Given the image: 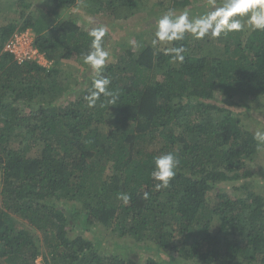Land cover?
I'll use <instances>...</instances> for the list:
<instances>
[{"label": "trees", "instance_id": "trees-1", "mask_svg": "<svg viewBox=\"0 0 264 264\" xmlns=\"http://www.w3.org/2000/svg\"><path fill=\"white\" fill-rule=\"evenodd\" d=\"M144 1L89 0L86 12L128 20ZM51 2L37 17L22 13L20 23L0 25V264H264V194L248 171L261 144L238 111L264 108V30L244 31L249 13L233 17L246 24L218 37L220 56L203 53L211 35L155 46L140 35L137 51L122 46L102 72L117 105L89 107L97 72L84 56L95 27L64 16L78 0ZM190 3L171 0L168 11L192 20ZM27 29L49 66L18 64L4 50ZM180 46L183 63L167 51ZM72 59L90 69L76 90L58 82L61 62ZM168 152L179 166L157 190L155 158ZM220 184L231 187L211 199ZM120 194L130 196L127 204ZM103 229L131 239L133 251L151 242L158 254L136 261L121 245L103 251Z\"/></svg>", "mask_w": 264, "mask_h": 264}, {"label": "rangeland", "instance_id": "rangeland-1", "mask_svg": "<svg viewBox=\"0 0 264 264\" xmlns=\"http://www.w3.org/2000/svg\"><path fill=\"white\" fill-rule=\"evenodd\" d=\"M165 1L163 4L160 3L159 0H145L144 10L135 14L128 20H122L117 22L107 23L101 16L91 17L87 12L86 8L88 7L89 0H78V7L75 9L68 11L65 13V17H69L70 15L74 17H79V23L82 26L90 28V26H94L95 28L105 26L107 28L108 37H104L106 42L107 51L109 54L113 52H120L122 50V46L125 48L133 47L135 51L138 50L137 40L141 35L142 39L145 41L147 45H156L153 43L155 39V32L158 19L168 12V8H170L169 2L171 0H162ZM192 11L195 13V16L192 20L200 19L207 17L206 11H216L223 7L221 5H213L210 0H190ZM19 0H0V25H6L10 23H20V17L22 13L30 14L34 17H37L39 10H48L53 8V3L51 0H27V4H30L29 8H24L23 6H19L17 3ZM172 6V3H171ZM202 10V11H201ZM176 15H180L179 12H175ZM251 15V13H249ZM191 17L189 16V19ZM191 20V19H190ZM241 23H244L241 21ZM246 24V23H244ZM252 25L248 23L244 27V31L250 30ZM248 33L244 36H247ZM35 36V34H34ZM218 37L211 38V41L207 46H204L203 53L210 54L212 53L215 56H220L223 54V46L220 42L217 41ZM164 42L163 44H165ZM59 69L62 71L61 79H58L59 83L62 82H70V85L74 87V89L85 87L89 75V70L80 64V62L75 59L67 60L61 62ZM93 72V71H92ZM67 95L65 96V98ZM72 98V97H71ZM64 101V99H63ZM264 104V103H263ZM256 108V107H255ZM254 111H243L238 109L241 112V118L243 123L254 133L257 130H264V108L255 109ZM243 112V113H242ZM246 112V113H245ZM245 113V114H244ZM264 167V145H261V152L258 158L249 164V170L254 172L253 182L255 183V190L258 193L264 194V171L260 170ZM235 184V183H231ZM237 184V183H236ZM231 187L230 184H220L219 190H216L211 194V199H214V196L219 194L220 190L225 189L229 190ZM213 202V200H212ZM218 226L214 224L213 232H217ZM93 234V233H92ZM102 240H98V244L103 245V251L114 250L116 246L121 245L120 249L121 254H124L127 257L128 254H131V259H135L138 261L139 258L143 256H148L150 254H158L157 249L150 246H153L151 242L149 243H138L140 247L137 250H131L132 248V240H125L124 238H120L115 234H112L108 230L101 231ZM126 241V242H124ZM123 242V245L120 244ZM162 258H165V254L162 255ZM38 264H41V260H38ZM185 264H198L191 260H185Z\"/></svg>", "mask_w": 264, "mask_h": 264}, {"label": "clouds", "instance_id": "clouds-1", "mask_svg": "<svg viewBox=\"0 0 264 264\" xmlns=\"http://www.w3.org/2000/svg\"><path fill=\"white\" fill-rule=\"evenodd\" d=\"M249 23L255 30H264V0H229L226 7L220 8L209 16L190 20L188 13L176 15L173 10H169L162 15L158 21L155 32L156 43L181 41L186 33L192 34L197 39H202L207 35L219 37L222 34L227 35L231 31L240 30L241 23L233 17L246 15ZM33 32V31H32ZM34 33V32H33ZM107 34L105 26L94 28L89 35L92 37L89 52L84 56V62L97 72V78L93 81V90L86 97L89 107H94L99 102L100 107H110L117 105L119 99L118 93L110 90L111 81L102 75L104 66L109 57V52L103 46V38ZM174 55L175 61L183 63L186 49L183 46L173 47L167 50ZM105 99H101V97ZM254 139L261 145H264V130H257ZM179 166V158L173 152L162 154L155 158V168L151 177L157 190L169 187L171 180L176 175V169ZM125 204L130 200L127 194H120ZM147 198V193L145 194Z\"/></svg>", "mask_w": 264, "mask_h": 264}, {"label": "built area", "instance_id": "built-area-1", "mask_svg": "<svg viewBox=\"0 0 264 264\" xmlns=\"http://www.w3.org/2000/svg\"><path fill=\"white\" fill-rule=\"evenodd\" d=\"M35 36L31 29L18 31L12 35L5 45V51L14 56V60L18 64L27 61L37 62L42 66H49L43 53H41L34 45Z\"/></svg>", "mask_w": 264, "mask_h": 264}]
</instances>
